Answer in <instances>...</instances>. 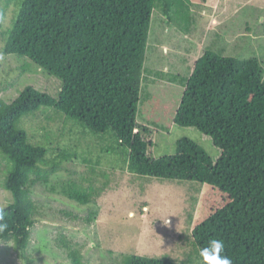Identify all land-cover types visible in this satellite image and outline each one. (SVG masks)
Instances as JSON below:
<instances>
[{
    "label": "trees",
    "instance_id": "trees-1",
    "mask_svg": "<svg viewBox=\"0 0 264 264\" xmlns=\"http://www.w3.org/2000/svg\"><path fill=\"white\" fill-rule=\"evenodd\" d=\"M188 1L18 0L14 4L17 10L10 25L0 24V54L29 59L59 80L60 89L56 98L31 86L10 103L0 96V188L11 196L4 207L8 229L0 233V242L11 241L17 251L27 248L35 223L31 189L47 183L66 161L82 157L71 145L59 149L56 143L49 152L28 141L21 118L35 117L44 107L55 111L47 121L60 125L72 120L94 134L108 133L116 144L110 151L122 154V165L131 174L195 182L219 191L216 202L207 205L190 231V257H196L197 263L130 254L118 264H201L199 250L211 239L224 242L223 255L232 264H264L263 61L223 55L209 47L194 62L192 73L179 80L183 90L172 121L210 137L219 149L215 159L188 138L176 142L173 155L150 158L147 129L136 122L152 12L157 9L170 22L188 23ZM13 2L5 0L4 7ZM3 13L0 6V18ZM82 159L87 162L86 156ZM95 191L73 183L63 193L87 205ZM93 216L90 211L87 217H72L90 224ZM68 256L71 264H88L78 251Z\"/></svg>",
    "mask_w": 264,
    "mask_h": 264
},
{
    "label": "rangeland",
    "instance_id": "rangeland-1",
    "mask_svg": "<svg viewBox=\"0 0 264 264\" xmlns=\"http://www.w3.org/2000/svg\"><path fill=\"white\" fill-rule=\"evenodd\" d=\"M4 1L0 24L6 28L18 0L6 8ZM187 6L188 23L170 22L157 9L151 16L136 122L147 129V155L153 159L173 155L182 138L202 146L212 159L218 157L210 137L172 121L183 90L179 80L192 73L205 49L264 63V0H189ZM26 86L56 98L60 81L25 57L0 54V96L10 103ZM52 112L41 107L35 117L21 118L28 141L48 151L56 143L59 149L71 145L87 162L81 156L66 161L47 183L31 189L35 223L28 246L17 251L11 241L0 242V264H71L68 253L73 250L88 264H118L130 254L197 263L190 257V231L219 191L195 182L131 174L122 165V154L110 151L116 144L108 133L94 134L72 120L60 125L45 120ZM47 133L52 135L42 137ZM73 183L96 189L91 203L68 199L63 191ZM10 200V193L0 188V207ZM90 211L95 212L90 224L72 217H87Z\"/></svg>",
    "mask_w": 264,
    "mask_h": 264
},
{
    "label": "clouds",
    "instance_id": "clouds-1",
    "mask_svg": "<svg viewBox=\"0 0 264 264\" xmlns=\"http://www.w3.org/2000/svg\"><path fill=\"white\" fill-rule=\"evenodd\" d=\"M5 217V208L0 207V233L8 229V222ZM164 223L167 224L168 220H164ZM223 251L224 242L222 240H209L207 246L199 250L201 264H232V261L227 256L223 255Z\"/></svg>",
    "mask_w": 264,
    "mask_h": 264
}]
</instances>
